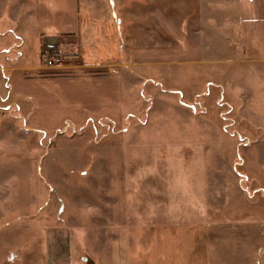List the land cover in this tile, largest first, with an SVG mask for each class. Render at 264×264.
Segmentation results:
<instances>
[{"label": "rangeland", "instance_id": "1", "mask_svg": "<svg viewBox=\"0 0 264 264\" xmlns=\"http://www.w3.org/2000/svg\"><path fill=\"white\" fill-rule=\"evenodd\" d=\"M6 36L0 264H264V145L236 139L250 126L241 94L262 90L254 72L227 80L211 50L163 77L147 69L151 83L120 67L117 106L74 37L41 58V41Z\"/></svg>", "mask_w": 264, "mask_h": 264}, {"label": "crops", "instance_id": "2", "mask_svg": "<svg viewBox=\"0 0 264 264\" xmlns=\"http://www.w3.org/2000/svg\"><path fill=\"white\" fill-rule=\"evenodd\" d=\"M5 12L0 38L8 33L17 45L35 39L48 48L74 37L84 71L106 70L97 79L115 81L117 106L120 67L139 68L137 76L127 69L126 81L151 83L147 69L163 77V65L198 64L202 51L218 52L205 61L214 72L239 84L254 72L262 85L241 94V116L250 126L236 139L264 145V0H0V19ZM163 41L175 44L174 55L163 54ZM253 102L255 109H248Z\"/></svg>", "mask_w": 264, "mask_h": 264}, {"label": "built area", "instance_id": "3", "mask_svg": "<svg viewBox=\"0 0 264 264\" xmlns=\"http://www.w3.org/2000/svg\"><path fill=\"white\" fill-rule=\"evenodd\" d=\"M56 61H58V59H52L48 57L45 61V65L48 67L55 66L54 63H56Z\"/></svg>", "mask_w": 264, "mask_h": 264}, {"label": "trees", "instance_id": "4", "mask_svg": "<svg viewBox=\"0 0 264 264\" xmlns=\"http://www.w3.org/2000/svg\"><path fill=\"white\" fill-rule=\"evenodd\" d=\"M47 48L45 46L40 47V57L42 58L47 52H45Z\"/></svg>", "mask_w": 264, "mask_h": 264}]
</instances>
